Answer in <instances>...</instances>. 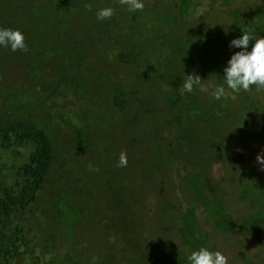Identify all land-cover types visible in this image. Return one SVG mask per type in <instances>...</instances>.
<instances>
[{
	"label": "rangeland",
	"instance_id": "obj_1",
	"mask_svg": "<svg viewBox=\"0 0 264 264\" xmlns=\"http://www.w3.org/2000/svg\"><path fill=\"white\" fill-rule=\"evenodd\" d=\"M8 1L0 0V7ZM166 3H147L153 21L145 16L132 20L134 13L127 10L130 17L123 32L132 36L137 30L141 35L130 37L129 45L136 48L139 44L148 64L143 44L150 32L162 35L166 30L169 44L195 62L174 56L165 68L147 73L142 66L139 73L122 68L119 60L115 67L125 70L119 79L109 80L108 70L99 76H83L81 80L87 83L84 98L59 87L46 102L48 114L38 103L49 85L35 82H46L49 77L34 75V82L27 85L28 78L20 74L17 62L19 52L0 46V56L11 68L7 76H16L10 81L7 76L4 80V73L0 75V113L39 122L47 127L52 142L51 166L37 203L39 208L45 203L48 215L43 220L34 214L35 227L44 222L42 231L59 236V248L75 264H189L187 257L201 247L222 251L229 264H264V170L256 162L264 150V90L253 86L254 96L241 91L235 95L238 102L231 97L222 102L224 98L215 100L210 95L219 85L217 72L241 50L229 47L231 40L243 35L241 27L264 36V0H176L169 12ZM205 3L208 11L197 18L195 9ZM120 6L118 0H97L91 13L84 16L79 11L76 20L78 24L85 17L95 21L99 9ZM254 43L255 39L250 41L249 51ZM105 51L103 60L109 59L110 52L117 56L118 49L108 45ZM49 68L45 66L47 74L54 71ZM193 73L203 79L208 92L199 86L191 93L183 92V80ZM177 75L178 98L200 115L193 124L174 130L172 124L159 125L156 120L162 118H151L148 110L171 108L172 102L163 98L169 99L167 84ZM180 75H184L182 80ZM17 94L26 98H12ZM172 117L163 119H172L174 124L178 118ZM146 118H150L151 133L142 128ZM183 118L181 109L180 124ZM76 121L89 127L83 150L76 148L69 126L77 127ZM217 121L223 123L222 128ZM245 122L252 125L253 133L238 137L235 130H244ZM216 143H229L227 153L240 149L249 162L254 152L251 179L242 161L227 158ZM31 149L30 143L0 140V202L12 199L13 192L26 185ZM122 150L128 156L126 167L117 166ZM54 202L59 212L51 209ZM68 242H74L76 249L69 252Z\"/></svg>",
	"mask_w": 264,
	"mask_h": 264
},
{
	"label": "trees",
	"instance_id": "obj_2",
	"mask_svg": "<svg viewBox=\"0 0 264 264\" xmlns=\"http://www.w3.org/2000/svg\"><path fill=\"white\" fill-rule=\"evenodd\" d=\"M112 1L115 2L116 0ZM169 1L173 5L166 3V11L168 12L170 11V7H175L174 0ZM96 2L97 0H10L0 8V22L4 20L8 28L10 27L9 21H12L16 17L18 11L22 19L33 20L39 25L41 35L44 33L41 41H34L35 45L32 42L25 41L28 48L27 52L17 51L19 52L18 64L21 68V74L29 71V74L25 75L32 82H34L32 77L34 75L44 78L49 77L50 79L46 82H35L47 83L49 85V92L44 94L38 103V107L45 110L46 114L49 113V106L46 102H49L53 98V95L58 92L59 87L65 86L71 89L73 93L79 94L80 97L84 98L83 95L86 92L85 87L87 83L81 80V78L96 74L95 71H92L90 57L88 62L90 66L86 62V55H91L94 51H104L108 48V45H113L120 51H139V48H137L139 44H136V48H131L129 45L130 39L123 32L130 14L127 13L129 11L122 5L116 8L117 10L115 9V15L110 20L101 21L97 19L94 21L92 19L90 21L85 17L82 21L83 29H81V36L77 38L72 33V38H77L76 41L68 39L69 36L67 39L60 36V34H63V29L70 30L72 28L70 22L76 18L79 11L86 16L93 11ZM144 2L147 6L150 0H144ZM184 2H189V0H184ZM86 4L92 6L91 11L85 7ZM133 13L135 18H131L132 20L138 21L142 19L140 11ZM150 13L146 9L145 17L149 21H153L154 19L149 16ZM42 25H46L44 31L42 30ZM58 25L62 27L60 28ZM115 29L119 30V32H114L113 30ZM118 33L120 35H117ZM127 34L131 35V32L128 31ZM50 35L55 40H52ZM138 35V31L135 30L131 37H138ZM150 35V38L143 44L145 45L144 50L148 54L149 60V63L147 62L148 64H145V66L154 70L159 66V62L155 58L158 56L155 53L161 51L170 52L172 48L177 50L178 46L173 47L169 44L166 30L162 35L156 34L154 30L150 32ZM46 39H50L51 41ZM78 59L79 61H77ZM164 60L168 61L164 62ZM160 61L168 63L167 65L163 64V67H166L169 65L171 59L165 58L160 59ZM110 64L105 62L104 65L100 66V74L107 70ZM8 66L7 61L0 56V69ZM45 66L51 67L49 69L53 68L54 71L51 74H47L44 70ZM112 66L116 68L114 64ZM134 66L140 67L143 64L137 60L136 63H133ZM29 67L32 68L29 69ZM80 67L82 68L81 71ZM43 72L46 73V76L43 75ZM12 98L18 100L19 98L25 99L26 97L23 94H17ZM0 100L2 99L0 98ZM185 105L179 102L177 106L169 108L170 111L165 114V116L172 115V118H178L174 124L172 119V123L171 120L167 121L163 119L164 116L161 117L162 119H157L156 114L158 111H162L161 108L148 110L149 116L156 118V121L160 122L159 125L170 126L172 124L173 129L178 130L180 125H191L197 120V118L190 119V117L200 115L199 113L191 112L189 107ZM181 109H183L184 118L180 124L179 113ZM144 120L143 130L146 133L147 130L150 133L153 132L150 118ZM76 122L78 124L77 127L69 126L75 139L76 148L83 150L87 147L86 138L89 134V127L78 121ZM221 124L219 123L218 126H221ZM0 140L10 142L11 144L30 143L32 146L28 165L25 168L26 185L15 190L12 199L0 202V264H43V262L47 264H75L71 262V257L59 248L61 243L60 237L46 234L41 228L44 222H38L39 225L35 227L37 221L33 220L34 214L41 216L40 218H43V220L48 215V211L44 210L45 203L42 204L41 208L37 206L42 193V185L51 166L52 142L47 127L30 119L24 120L0 113ZM170 143L173 145L172 142ZM50 205L53 211L59 212L60 207L57 203L54 202ZM67 246L70 247L69 252L76 249L74 242H68ZM60 254L63 255L60 256Z\"/></svg>",
	"mask_w": 264,
	"mask_h": 264
},
{
	"label": "clouds",
	"instance_id": "obj_3",
	"mask_svg": "<svg viewBox=\"0 0 264 264\" xmlns=\"http://www.w3.org/2000/svg\"><path fill=\"white\" fill-rule=\"evenodd\" d=\"M118 3L127 6L130 12L142 11L145 7L143 0H118ZM85 7L91 11L92 6L90 4H86ZM207 11L208 7L205 3L195 9V15L200 18ZM114 15L115 9L113 7L101 8L96 13L97 19L101 21L110 20ZM241 31L243 35L234 38L229 44L230 48H240L241 50L231 55L227 66L224 68L225 84L232 93L248 92L252 90L253 86L256 87L257 91L264 90V36H258L254 30L248 27H241ZM253 39H255V43L249 51V43ZM0 46L10 47L12 51H28L24 33L19 29L0 27ZM202 80L196 73L187 75L181 85L183 92L191 93L195 86H199L202 92H208V87L202 83ZM210 95L213 99L220 100L221 98L227 99L230 93L226 91L224 84H221L215 86ZM256 162L260 165L261 170H264V150L257 154ZM127 164V152L122 150L117 166L126 167ZM89 167L92 168V165ZM187 259L189 264H229V257L225 253L220 250H210L209 247H201L192 251Z\"/></svg>",
	"mask_w": 264,
	"mask_h": 264
},
{
	"label": "flooded vegetation",
	"instance_id": "obj_4",
	"mask_svg": "<svg viewBox=\"0 0 264 264\" xmlns=\"http://www.w3.org/2000/svg\"><path fill=\"white\" fill-rule=\"evenodd\" d=\"M166 1L169 4H172V3H170L169 0H166ZM175 1L176 0H174V4L176 5V2ZM143 2H144V0H143ZM144 4H145L144 9L142 11H140V14L142 15V17L146 16L147 6H146V3L145 2H144ZM125 8H126V10H128L127 6H125ZM76 19L77 18H75L74 20H72L70 22V24L72 26V28L70 30H67V29H63L62 30L63 34L62 35L60 34V36H62V38H66L67 39V37L69 36L68 39H72V40H75L76 41V39L79 36H81V34H80L81 33V29H83L82 28L83 27L82 21L80 22V24H78V22H77ZM9 24H10L11 29H19L20 31H22L24 33V36H25V41L32 42L34 45H35V42L34 41H36V40L41 41L42 36L44 37V33H43V35H41V32H40L41 30L39 28V25H37L33 20H29V19L28 20H24V19H22L18 11H17L16 17L12 21H9ZM6 25H7V23H6ZM6 25H5L4 20H2L0 22V27L8 28V26H6ZM42 26H43V29L42 30L44 31V28L46 27V25H42ZM58 27L61 28L62 26L61 25H58ZM55 32H57V31H55ZM69 33H71V34H69ZM72 33H73V36L77 37L76 39L75 38H72ZM125 34H126L127 37H129L130 40L132 39V38H130L131 36L129 34H127V33H125ZM70 36H71V38H70ZM140 36L141 35H138V37H140ZM50 38H52V40H55L53 36L51 37V35H50ZM46 40L51 41L50 39H46ZM130 40H129V42H130ZM167 45L169 46V44H167ZM104 52H106V51L105 50L104 51H94V53H92L91 55H86V57H87L86 62L87 63L89 62V57H90V60H92L91 61L92 71H95L96 74H100V71H101V67L99 65L100 64V61H102L103 63L108 62V63H111V64H114L115 65V64H119L118 61L121 60L120 64L123 65L122 68L131 69V70L134 69V70H136L137 72L140 73L143 70V67L142 66H140V67H135L134 66L133 67V63H136L137 60H138V62H140V63L143 64L144 69H145V72L148 73L149 71H151V69H149L148 67L145 66V64H146L145 58H144L143 54H141L139 51H130V50L120 51V50H118V52H116L117 53V56H116V54L115 55H112L111 52H110V55H109L110 57H108L109 59H107V60L106 59L103 60L104 56L102 54ZM155 55L158 56V57H155V58L159 62V66H157L159 68H165V67H163V64H166V65L168 64V63L161 62L160 59L167 58V59H171L172 60V58L174 56H176L178 59H185V62H189V61L195 62V60L193 58L188 59V57H184L181 54V52H179V47H178L177 50H174L172 48V50L170 52H163V51L156 52ZM96 59L98 60L97 62H96ZM167 61L164 60V62H167ZM17 62H18V59H17ZM225 67H222L221 70H219L217 72L216 79H217L219 85L224 84V86L226 88V91L228 93H230L229 97L232 98L233 96L237 95L238 93H232L230 89H227V86H226L225 81H224V75H225L224 68ZM31 68L32 67H29V69H31ZM122 68L121 67L108 68L107 70L110 71V73L108 74V76H109L108 79L111 80V81H114L115 79H119L120 75L123 72H125V70L122 69ZM10 69L11 68L9 66L6 67V68L4 67V68H1L0 69V75H3V73L5 75L4 80H7L6 76L9 75ZM81 69L82 68L80 67V71H81ZM20 74H18L17 77L20 76ZM25 74L28 75L29 74V71L26 72ZM137 75H140V74H137ZM180 76H181V80H182L184 78V75H180ZM0 77L3 80V76H0ZM15 77L10 76V77H8V80H10V81L13 80L14 81L15 80ZM30 81L31 80L28 78V80H26V84L27 85L30 84ZM178 81H179V76L177 75L176 78H173L172 81H170L169 84H167V87H168L167 88V90H168V93L167 94H169V95L167 96V94H166V96L169 97V99L163 98L164 100H167L168 102H172L171 103V108H173L174 106H177L179 104V102H184V101L180 100L178 98V95H177L178 94V90H179V85H180V84H178ZM170 93H171V95H170ZM253 93H254V89H252L250 91V94H252L254 96ZM235 97L236 98H233L232 102H238L239 101L237 99V96H235ZM252 100L254 101V99H252ZM138 101H140V100H138ZM221 101L222 102H228V100L225 99V98L224 99H221ZM0 102H3V101L0 100ZM160 108L162 109L163 112L160 110L156 114L160 118L163 117V116H165V114L170 111L169 110V107H167L166 105H165V108H163V107H160ZM166 108H168V109H166ZM253 112H254V108H252V113ZM247 117H248V115L246 116V118ZM190 119H195V116L190 117ZM222 126H223V123L221 124V128H222ZM244 128L245 129L244 130H241V131L235 130V134L238 137H243V136H248L251 133H253V131L251 129L252 128V125H249V123L245 122ZM220 135L223 137V131L221 132ZM218 142H219V140H218ZM228 144L229 143H226L225 145H222L220 143V145L217 144V147L222 152L225 153L224 155L227 158L228 157L238 158V161L239 160H240V162L242 161V167L244 169V172L251 179V177L253 176V175L251 176V174L254 173V165L252 163H250V162L254 160L253 159L255 157L254 152L251 153V158H250V162H249V158H247L246 157V154H244L240 149H233V151H231L230 153H227L228 150L226 148H230ZM252 149L253 148H251V152H252ZM251 159H253V160H251ZM223 200L225 202H226V200H229V203L227 204V206H228L227 208H231L232 207V205L230 204V199L228 197L224 196L223 197Z\"/></svg>",
	"mask_w": 264,
	"mask_h": 264
}]
</instances>
